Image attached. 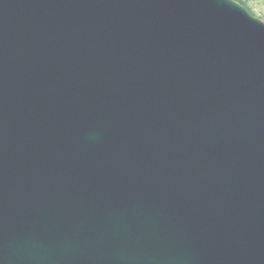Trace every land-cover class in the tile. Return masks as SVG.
Wrapping results in <instances>:
<instances>
[{"label":"water","instance_id":"water-1","mask_svg":"<svg viewBox=\"0 0 264 264\" xmlns=\"http://www.w3.org/2000/svg\"><path fill=\"white\" fill-rule=\"evenodd\" d=\"M0 264H264V20L0 0Z\"/></svg>","mask_w":264,"mask_h":264},{"label":"rangeland","instance_id":"rangeland-1","mask_svg":"<svg viewBox=\"0 0 264 264\" xmlns=\"http://www.w3.org/2000/svg\"><path fill=\"white\" fill-rule=\"evenodd\" d=\"M248 8L264 20V0H244Z\"/></svg>","mask_w":264,"mask_h":264},{"label":"trees","instance_id":"trees-1","mask_svg":"<svg viewBox=\"0 0 264 264\" xmlns=\"http://www.w3.org/2000/svg\"><path fill=\"white\" fill-rule=\"evenodd\" d=\"M237 1H240V2H242V3H245L244 0H237ZM245 4H246V3H245Z\"/></svg>","mask_w":264,"mask_h":264}]
</instances>
